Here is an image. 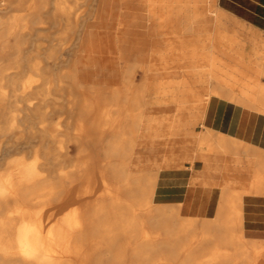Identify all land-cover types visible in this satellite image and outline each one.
Wrapping results in <instances>:
<instances>
[{
	"label": "bare ground",
	"instance_id": "obj_1",
	"mask_svg": "<svg viewBox=\"0 0 264 264\" xmlns=\"http://www.w3.org/2000/svg\"><path fill=\"white\" fill-rule=\"evenodd\" d=\"M79 1H0V89L9 87L12 99L0 107V162L25 150L38 154L42 149L45 157L39 167L13 160L0 174V264H249L238 260L250 256L242 248L264 241V201L259 199L264 197V147L216 129L206 119L208 108L200 116V132L190 133L187 120L188 103L193 100L196 111L202 103L201 97H187L197 94L207 78L218 84L214 75H204L189 61L187 42L194 25L211 21L214 35L229 40L227 48L243 46L222 29L224 12L213 4L216 0H143L146 21L159 20L166 35L175 38L168 47L173 76L182 74L175 90L168 94L159 86L152 91L146 77L137 84L136 60L126 61L120 87L97 89L79 83L74 60L69 72L55 74V79L52 74L61 64L67 38L82 24L75 12ZM123 1L127 10L136 0ZM14 9L18 14L7 16ZM256 56L257 65L264 67V41ZM54 82L61 90L59 83L65 82L82 99L69 109L77 114L73 133L72 125L61 134L58 126L48 124L57 110ZM256 99L241 106H255L264 115V86L257 88ZM172 105L185 133L197 137H189L197 143L193 156L183 154L184 149L181 154L169 149L165 155L166 146L179 143L177 138L145 140L144 151L137 152L142 145L137 140L148 138L137 133L150 128L143 125L146 108L165 112ZM222 152L254 165L248 189L191 183L182 178L190 173L189 164L178 173L168 167L153 170V164L168 165L174 154L184 155L179 157L183 161H213ZM66 161L73 163L68 173L61 165ZM141 163H150L151 171H130L132 164ZM172 176L181 178L176 183L182 186L179 192H186L182 200L165 188ZM227 230L241 234L225 235Z\"/></svg>",
	"mask_w": 264,
	"mask_h": 264
},
{
	"label": "rangeland",
	"instance_id": "obj_2",
	"mask_svg": "<svg viewBox=\"0 0 264 264\" xmlns=\"http://www.w3.org/2000/svg\"><path fill=\"white\" fill-rule=\"evenodd\" d=\"M27 1L29 0H26V2ZM79 2L81 3L75 7V12L81 15V21L83 24L91 17L93 10L95 9L96 0H89L88 2L81 0ZM213 4L217 6V0ZM121 6V19L119 20L118 29H116V23H113L112 25V32L117 31L118 60L121 71L126 65V61L132 63L136 60L138 65L135 69V81L137 84L146 77L150 90L154 91L156 87L160 86L162 88H159L160 90L172 94L175 90L176 79H179L182 76V74H179L178 77H174V68H171L174 62L172 61V53L170 52V49L168 50V47L173 44L175 38L171 35H166V32L160 26L159 20L155 21L154 24H150L146 21L145 15L147 14V7L143 0L130 2L127 10L124 1L121 0ZM258 12H264V10L259 9ZM12 14L18 13L14 9L12 12L8 13L7 16H11ZM125 15L126 18L123 21ZM259 16L264 18V15ZM258 19L262 26L261 30L254 29L224 12V15L221 18L222 29L233 35L235 42L243 44L241 47L233 46L231 49L227 48L225 45V43L229 41L228 39L214 35L211 21H208L200 27L194 25L192 28V32L189 35L187 42V53L190 57L189 61L193 63L198 70H201L204 75L208 73L214 75L217 78L216 80L218 84H216L215 81H212L211 83L206 76L207 83L199 86L198 93L194 96L187 97L190 100H196L198 97H201L202 99L201 105L197 106L200 108L199 111L201 113L194 109L195 103L193 100V102L190 101L188 103L190 107L189 111L191 112V114H188L189 117H187L190 124L188 126L190 133L195 134L202 130L199 125L200 116L208 108L209 101L212 98H219L222 101L231 102L240 106L241 104L250 105L252 102L256 103L257 88L259 86H264V73H262L264 67H259L256 63L257 48L262 41H264V20H260V18ZM82 24L76 35L71 34L67 38V42L64 45L65 48L62 50L60 56L61 64L58 69L52 72V74H54V79L55 74H65L70 71L71 63L73 60L75 61L77 42L79 34L83 29ZM152 29H156L154 34H151ZM39 42L45 47L48 45L47 41L40 40ZM223 43L224 45H221ZM218 55L221 57H218ZM7 64L10 65V62ZM109 65L110 62L108 61L106 64L107 68L101 70V72L99 71L103 76H98L95 81L88 83L92 84V86L97 89H109L113 86L120 87L121 80L113 82V79L110 78V70L108 71L110 68ZM6 68L9 67L6 65L4 69ZM29 76L32 77L34 81L39 82L35 75L31 74ZM59 85L62 86V90L61 88L59 89L56 87L55 82L51 85L52 88L57 90L52 97L57 103V110L51 112L50 107L46 108V111L51 112L48 124H50V127L58 126L61 134L66 133V125H72L71 128L69 127V133H73L72 119L77 118V114H71L69 109L73 107L74 101L80 103L82 99L76 96L70 88H67L65 82L59 83ZM216 85H219L221 88L214 89ZM9 92L10 88L6 85L0 89V107L3 106L2 104L12 100L11 98L8 99V96L10 95ZM171 108V110L165 112L160 111V109L154 110L152 108H146L144 111L143 125L150 128L148 129V132L140 129L137 133L139 136H144L146 134L148 135V138L144 139V137H140L137 140L139 144H142L135 148L137 152L144 151L145 140L177 138L176 140L179 143L175 145V148H171L170 150H173V153L177 150L178 154H181V151L184 149L183 154L188 157L193 156V151L196 149L195 147H197V143L192 139H189V137H197L185 133V130L182 129V123L175 120L174 115L177 113V107L172 105ZM249 110L257 112L255 106ZM1 116L2 114H0V117ZM154 134H159L160 137L153 138L152 135ZM128 137H131V134H129V136L127 135V138ZM184 138H186V140ZM59 139L64 140V137L61 136ZM75 152L76 151L73 150L72 156H75ZM146 156L147 154H144V157ZM160 156H162V154L158 155V161H161ZM183 156H176L174 154L172 161H170L168 165L156 164L158 165L156 166L153 164V170L160 169V167H168L167 170L174 172L186 168L188 164H191V161L190 159H185L184 161L180 160L179 157ZM43 158L45 157L42 149L38 154H34L30 151L28 152L27 150L17 153L15 152L10 156L5 157V160L0 162V174L5 175L6 163L13 160H24L27 163L36 162V166L39 167L41 163L44 162ZM237 160V156L231 153H219L216 160H213L210 163L209 172H211L212 180L217 184L229 182L232 184V189L235 191H244V189H248V186L250 185L249 183H252L251 179L253 180L254 178L252 176L255 175V167L254 165H247L248 163L246 160H242L241 162ZM61 165L64 167L66 173L73 170V163L71 167L69 161L63 162ZM150 167V163H141L132 164L129 169L131 172H148L151 171ZM195 170L200 171V173L205 171V165L203 162L197 161ZM202 176L200 177L201 180L204 178L207 179L206 174L202 173ZM192 181L193 179L190 177V182L192 183ZM262 198L264 197L260 196V202L264 201ZM252 205L255 207L259 206L257 203ZM225 232V235L234 234L238 236L241 234L237 231L230 233L229 230H227ZM191 236V234L188 235L189 238H191ZM212 245L210 244V246ZM242 250H246L250 256H247L246 259L242 257L238 258L241 262H244L243 260H245L249 264H264V241L248 243L246 248H242Z\"/></svg>",
	"mask_w": 264,
	"mask_h": 264
},
{
	"label": "crops",
	"instance_id": "obj_3",
	"mask_svg": "<svg viewBox=\"0 0 264 264\" xmlns=\"http://www.w3.org/2000/svg\"><path fill=\"white\" fill-rule=\"evenodd\" d=\"M217 7L254 29H262L258 18L264 20L263 17L259 16L264 15V12L258 11L259 9L264 10V1L217 0ZM121 11V0L96 1L95 9L91 17L86 20L76 47V73L78 81L82 85H92L89 83L95 81L98 76H103L100 72L107 68L106 64L108 61L110 62L108 71L110 70V78L113 79L112 81L121 80V67H119L118 44L116 39L117 31L112 32V25L116 23L117 26ZM218 57L221 56L218 55ZM206 117L207 121L211 125H215L219 131L226 134L232 133L234 137L264 147V115L237 104L222 101L219 98H212L208 104ZM171 148H175V146H166L165 155H168L167 150ZM190 161L191 164L188 166L190 173L186 172L182 178L189 180L191 177L196 183L215 184L217 187L233 190L232 184L229 182L217 184L212 180L211 172H209L211 160L199 161L205 165V171L202 173L206 174L207 179L204 178L203 180L200 178L202 173L195 170L197 161L194 158ZM159 163L163 164L164 161ZM169 178L167 179L169 183L165 185L167 187H164L169 190H174L172 196L178 197V200H182L186 192H179V190H182V186L176 183L181 178L177 176H172L171 179Z\"/></svg>",
	"mask_w": 264,
	"mask_h": 264
}]
</instances>
